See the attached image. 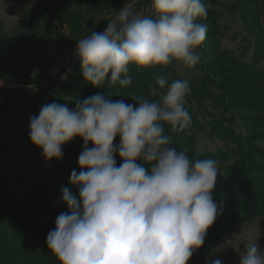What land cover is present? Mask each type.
Returning a JSON list of instances; mask_svg holds the SVG:
<instances>
[{"label": "clouds", "instance_id": "9594fccd", "mask_svg": "<svg viewBox=\"0 0 264 264\" xmlns=\"http://www.w3.org/2000/svg\"><path fill=\"white\" fill-rule=\"evenodd\" d=\"M151 10L144 16L124 6L103 32L77 42L86 83L124 87L131 84V65L198 64L207 33L197 22L207 16L202 0H151ZM156 83L166 90L159 101L137 97L133 105L97 93L77 101L74 110L52 102L30 118V141L47 160L62 159V146L76 137L84 142L81 170L73 169L70 178L79 195L63 189L69 211L57 216L46 239L61 264H187L222 214L213 199L218 161H192L164 134L165 124L180 132L191 125L189 81L169 84L158 76ZM240 255V264H264L258 241L245 244Z\"/></svg>", "mask_w": 264, "mask_h": 264}, {"label": "rangeland", "instance_id": "374dc122", "mask_svg": "<svg viewBox=\"0 0 264 264\" xmlns=\"http://www.w3.org/2000/svg\"><path fill=\"white\" fill-rule=\"evenodd\" d=\"M220 1L222 4L220 7L214 8L212 17L198 18L197 22L207 26L206 38L198 49L200 53L198 64L194 68H185L174 61L172 64L166 65L168 67L164 70L165 73L161 74L167 78L169 83L176 79H187L190 90L199 82L206 80L208 84H211L210 81H216V86L219 89L227 90L233 94L230 97L232 103L240 104V108H235V111L239 115V120L242 118L249 122L241 130L246 136H249L250 146L264 149V142H262L264 138V112L258 111V108L256 110L254 106L256 102H259L255 98L256 95L261 91L264 92V79L259 77V74L253 73L264 67V49L257 53V45L256 43L254 45L253 40L250 39L257 37L259 33H262L260 36L262 40L264 39V0H239L238 4L233 0ZM129 5L137 13L144 16L147 13L152 15L151 0H119L115 3L92 8L75 5L73 7L71 0H0V22L5 24L16 23L6 25L7 32L5 26L3 27L0 23L3 28V31L0 30L2 31L0 36V87H7V84L18 85L22 92V97L16 102L7 100L1 105L2 99L0 98V181H3L4 176L13 180L15 184L21 183L14 177L13 173L7 174L5 172L6 166L3 161H7L5 154L11 144L9 140L17 134L18 130L27 131L30 134V118L38 116L40 108L51 103L53 98L51 97L50 101H47L46 98L38 107L33 108L31 100L26 102L28 95L40 91L42 86L52 82L67 80L71 73H74V77L80 82H85L80 62L75 55L77 42L90 35L92 31L103 32L109 23L108 20L114 18L124 6ZM21 7L25 12L29 7L31 10L39 9L37 12L32 11L34 16L36 12L35 18L47 21L48 24L40 23L18 29L20 14H23L20 12ZM50 7L55 8L56 11L45 14L43 10H40L46 11ZM235 8H240L239 14L244 18L246 24H242L240 15ZM212 10L210 9V11ZM10 13L15 17L9 16ZM23 18L27 19L28 17L25 14ZM211 20L219 22L217 27L210 24L209 21ZM245 25L249 28L247 30L251 36L245 31ZM76 58L77 62H75ZM229 58H233L235 63L231 62ZM65 76L66 79H62ZM77 80L74 82L79 83ZM88 84L91 86L90 83ZM8 87L12 91L14 90V87ZM100 87L103 92L108 88L115 89L116 95L110 97L113 101L128 100L130 101L129 104L133 103V105L138 103L134 100L136 98L132 95L133 93H129L127 86L114 87L105 81ZM190 99L191 93L189 92L186 98V109L189 108ZM164 129L166 131V128ZM167 130L172 129L168 127ZM171 134L176 133L172 132L167 136L169 138L175 136ZM187 138H192L199 150H214L220 146L216 140L215 143L209 141V138L201 131L197 132L191 129L187 132ZM20 147L28 149V152L33 150L24 141ZM75 149H69L72 158ZM33 154L35 156H32V160L37 162L36 166L43 167V170L51 169L50 166L53 162H48L49 160L42 155V151L35 148ZM53 160L56 162V159ZM33 175L38 180L36 185H45L44 175L32 172ZM4 190L5 188L0 189V195H3ZM19 190L23 192L21 195L25 201H29L33 198L32 196L35 197V200L40 198V194L28 187L27 184L21 185ZM258 193L261 194L260 199L264 201V189L259 190ZM7 195L5 193L1 198L5 201L0 203L2 206L0 212L12 219L13 214L19 213L21 209L16 204L13 205ZM260 199L252 198L255 216L250 217L249 213L244 212L238 214L235 221L232 219L227 223V220L223 218L227 215L231 216L232 213L228 210L230 207V209L233 208L234 202L223 200L222 197L217 198L215 202L224 203L223 212L207 231L216 237H214L216 241L203 260L190 259L187 264H210V261L215 259L222 260L223 264H240V254L244 251L245 244L253 241H258L262 252H264V206L261 205ZM32 206L40 207L39 205ZM3 219L7 221H5L6 226L14 230L15 224L12 223L13 225H11L9 222V225V220L6 217ZM221 230L224 232L218 234ZM212 241L213 239L211 243H213Z\"/></svg>", "mask_w": 264, "mask_h": 264}, {"label": "trees", "instance_id": "16d2710c", "mask_svg": "<svg viewBox=\"0 0 264 264\" xmlns=\"http://www.w3.org/2000/svg\"><path fill=\"white\" fill-rule=\"evenodd\" d=\"M117 1L119 0H72L71 4L73 7L75 5L92 8ZM233 1H236L238 4L239 0ZM202 2L206 6L207 16L211 17L214 13V8L216 6L220 7V4H222L220 0H202ZM210 9L213 10L210 11ZM235 9L238 15H240V8ZM53 11H56V9L50 7L44 12L48 14V12ZM146 16H150V14L147 13ZM27 17L29 22L31 20L35 22L34 25H39L40 23L48 24L47 21L35 18L36 16H32L29 19L30 15L27 14ZM239 17L242 24H246L244 18L241 15ZM209 22L213 27H217L219 24L217 20ZM0 27V30L2 29L3 31L1 25ZM247 29L249 28L246 27L245 31L251 36ZM2 31H0V36ZM3 35H5L4 32ZM260 35L262 33H259L255 38H250L253 40L254 45L255 43L257 45V53L264 49V39L262 40ZM229 59L235 63L233 58ZM155 67L152 69L151 67L130 66L129 76L131 77V84L127 87H129V93H133L134 98L141 97L152 101H159L162 95L165 94V90L161 89L156 83V78L163 76L161 73H165L164 70L168 66ZM253 73L255 75L259 74L258 76L264 79V67ZM74 76V73H71L65 81H55L42 86L40 91L28 95L26 102H30L31 100L32 107L34 108L38 107L46 98L47 101H50L51 97H53L51 103H67L68 107H72L70 109L74 110L77 101H83L97 93L104 95L105 98L116 95L115 89L108 88L103 92L101 87L90 86L83 81L80 82ZM76 80L79 83H75L74 81ZM106 82L108 81L106 80ZM210 83L208 84L206 80L205 82H199L190 90L191 99L187 110L191 115V125L180 132L167 130L170 126L165 124L164 128H166V131L164 129V134L176 133L171 134L175 136L170 138L169 146L176 148L177 151H184L190 160L212 158L218 161V178L213 191V199L215 202L217 198L222 197L223 200L231 201V203L234 202L233 208L230 209V207L228 210L232 213L231 216L227 215L223 218L228 223L232 219L235 221V218L240 213H249L250 217L256 214L255 208L252 205L254 203L252 198L256 197L260 199L261 194L258 191L264 189V149L250 146L251 140L249 136H246L242 132V127L249 122L242 118L239 120V115L235 111V108H240V104L231 102L230 97L233 94L227 90L219 89L216 86L217 82L214 80L210 81ZM115 86L120 85L117 84ZM12 93L18 96L19 90H13ZM0 98L2 99L1 105L7 100H12L1 89ZM255 98L259 101L254 105L256 110L258 108V111L264 112V92H259ZM46 102L43 103L45 104ZM125 102L129 104L130 101L126 100ZM191 129L203 132L209 138V141L215 143L216 140L220 143V146H217L214 150H199L194 140L187 138V132ZM29 135L27 131L18 130L17 134L13 135L9 140L11 144L5 154L7 161H3L6 166L5 172L7 174L13 173L14 177L21 183L15 184L13 180L3 176V181H0V189L5 188V190L3 195H0V203H4L5 200H1V198L6 193L8 194L9 201L13 205L16 204L21 210H19V213L13 214L12 219L0 212V264H61L58 258L48 249L46 239L48 233L56 227L57 216L69 211L67 204L62 199L63 189L67 188L72 195L77 197L79 195L78 188L71 184L70 178L73 169L77 172L81 170L78 165V157L83 150L84 142L80 137H76L63 145L62 159L56 160V162L49 160L48 162H53L50 166L51 169L46 168V170H43V167L36 166L37 162L32 160V156H35L33 154L34 149L37 148L39 151H42V149L32 144ZM119 140L120 137L117 136L114 139V145H118ZM22 141L29 144L33 150H29L28 152V149L21 148ZM262 142H264V138ZM70 145H73V147H70ZM88 147L91 148L93 145L89 143ZM70 148H76L73 158L69 154ZM115 159L117 166L123 163L118 153L115 155ZM32 172L44 175L45 178L43 179L42 177V179L46 182V186L44 184L42 186L36 185V181L38 180L34 175L32 176ZM24 184H27L32 190L38 192L40 198L38 197V200H35V197L32 196L33 198L29 199V201L23 200L21 195L23 192L19 188ZM10 190L11 192H9ZM260 200L261 205L264 206V201ZM221 204L222 206L224 205L223 202ZM32 205H39L40 207H33ZM0 207L2 206L0 205ZM4 217L9 220L8 224L9 222L11 225L15 224L14 230L6 226L7 221L3 219ZM222 231H219L218 234ZM214 237L212 233H207L204 244L194 252L190 259L203 260L216 241V237ZM212 239L213 243H211Z\"/></svg>", "mask_w": 264, "mask_h": 264}, {"label": "crops", "instance_id": "0c3cea01", "mask_svg": "<svg viewBox=\"0 0 264 264\" xmlns=\"http://www.w3.org/2000/svg\"><path fill=\"white\" fill-rule=\"evenodd\" d=\"M72 1V0H71ZM23 3H25L24 1H23ZM41 11L43 10V11H45L44 9H40ZM32 11H39V9H37V10H31V7H29V9H27L26 10V12L24 11V9L21 7L20 8V12H23V14H20V17H19V24L17 25L18 26V29H21V28H25V27H28V26H31V25H34L35 24V22H33L32 20H31V22H29V20H28V18L27 19H24L23 18V15H27L28 14V12H30L31 14H29L30 15V17H29V19L32 17V16H34V14H33V12ZM36 12H35V16H36ZM32 15V16H31ZM9 16H11V17H15L12 13H10V15ZM22 17V18H21ZM2 25H3V27L5 28V31L7 32V29H6V25H9V24H16V23H9V24H5L4 22H0ZM8 34V33H7ZM7 86H12V87H14V90L16 91H18L19 90V95H22V92H21V88L18 86V85H11V84H7Z\"/></svg>", "mask_w": 264, "mask_h": 264}, {"label": "built area", "instance_id": "2783aa9c", "mask_svg": "<svg viewBox=\"0 0 264 264\" xmlns=\"http://www.w3.org/2000/svg\"><path fill=\"white\" fill-rule=\"evenodd\" d=\"M75 62H77V58L75 59ZM0 89L4 90V92L15 102L22 97V95L18 94V98H16L17 96L13 95L12 90L8 86L0 87Z\"/></svg>", "mask_w": 264, "mask_h": 264}]
</instances>
